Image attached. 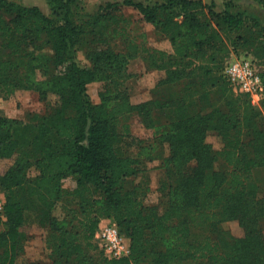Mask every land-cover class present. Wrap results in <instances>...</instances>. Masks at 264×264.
Masks as SVG:
<instances>
[{
  "label": "trees",
  "instance_id": "1",
  "mask_svg": "<svg viewBox=\"0 0 264 264\" xmlns=\"http://www.w3.org/2000/svg\"><path fill=\"white\" fill-rule=\"evenodd\" d=\"M251 1L264 9V0ZM119 5H105L81 32L67 11L55 19L36 4L0 0V97L17 90L56 96L49 113L27 112L24 122L0 112V162L8 160L0 171V264H264V197L256 187L264 169V96L253 104L223 75L234 53L225 55L224 41L254 44L264 56V24L234 0L220 10L214 1L122 0L159 27L172 49L150 51L148 68L160 77L149 100L132 103L121 54L107 45L90 50V68L68 59L89 35L101 45L111 41ZM95 80L102 85L92 102L86 86ZM133 116L152 131L145 158L129 146ZM209 132L220 149L207 142ZM154 159L163 169L159 202L147 205L144 166ZM67 177L72 187L63 185ZM29 210L44 231L47 263L18 261ZM104 218L128 240L127 255H87ZM230 219L242 236L222 227Z\"/></svg>",
  "mask_w": 264,
  "mask_h": 264
},
{
  "label": "rangeland",
  "instance_id": "2",
  "mask_svg": "<svg viewBox=\"0 0 264 264\" xmlns=\"http://www.w3.org/2000/svg\"><path fill=\"white\" fill-rule=\"evenodd\" d=\"M24 4H36L38 5L46 14L49 16L59 19L64 11L68 12L72 23L77 29L85 28V23L92 16L95 15L99 10H103L105 5L109 3L120 4L113 10V13L120 16L119 21L115 24V32L112 35L111 41L104 45L98 44L97 39L93 35L88 36V41L84 46H75L68 52V59L75 60L79 65L90 68L92 66V61L87 56V52L90 50H97L100 47H105L106 45L112 49V51L117 52L122 55L124 61L122 69H127L128 78L126 80L130 93L133 95L137 91L144 89L148 83H152L156 79V75L144 72V69H149L153 62L152 49H170L171 45L167 36L157 27L149 22L143 20L141 14L134 8L130 6L121 5L122 0H17ZM145 3H156L162 2L163 0H141ZM205 2H210L212 0H204ZM226 0H217V6L215 4L216 10L223 8V4ZM240 3L244 8L254 14L262 24H264V9L258 4L251 0H234ZM213 6V5H212ZM180 19V16L177 17ZM88 26V25H87ZM86 26V28H87ZM97 29V27L95 28ZM81 31V30H80ZM254 30L252 29V32ZM82 32V31H81ZM245 33H251V30H245ZM240 42L236 46L231 44L229 41H224V46L227 54L232 52L236 54H244L252 56L257 64L261 67L264 72V56L257 55L253 52L255 45L241 46ZM143 49H148L144 52ZM151 51V52H150ZM102 83L97 82V80L90 82L86 86V92L89 99L92 102H97L99 100V90ZM56 101V96L52 93H46V97L41 96V98L35 93L32 96L22 95L17 96L15 93L11 95L8 99H3L0 97V110L4 111L9 116H15L19 121H26L29 117L26 115L27 112L47 114L54 107ZM258 105V104H256ZM257 109H260L259 106ZM22 108V109H21ZM20 112L22 116H16ZM263 118H264V113ZM131 133L129 135L128 141L131 145V150L136 154L139 153L144 158L146 157L144 147L150 144L152 141V131L150 129H145L138 119L133 116L130 118ZM206 140L214 149H220L222 143L219 137L214 132H209ZM130 150V151H131ZM163 155L167 154L166 148H163ZM6 161V162H5ZM8 160H3L0 162V171L8 163ZM146 173L148 175V183L145 189V194L142 197L143 203L147 205L157 204L159 202V192L157 187L160 178L163 175V169L161 168L159 159H154L148 161L144 166ZM257 175L256 187L257 195L259 197H264V169L260 170ZM141 179L138 176L133 179H129L125 182L124 188H130L135 183ZM63 185L66 187H72L74 181L72 178L67 177L63 180ZM0 196L4 199L3 193L0 191ZM58 213V210L56 211ZM5 217L0 216V230L5 228L3 222ZM222 227L228 230L233 236H242L243 227L235 219L226 220L222 223ZM23 230L28 234V239L25 244V251L19 256L18 261H41L47 263L50 259L47 249L44 245V231L38 227L37 218L33 211H26L25 214V224L23 225ZM128 243V240L125 239ZM129 245V244H128ZM104 252L97 245L94 249L88 251L87 255L89 257H96L98 254ZM143 264V263H140Z\"/></svg>",
  "mask_w": 264,
  "mask_h": 264
},
{
  "label": "built area",
  "instance_id": "3",
  "mask_svg": "<svg viewBox=\"0 0 264 264\" xmlns=\"http://www.w3.org/2000/svg\"><path fill=\"white\" fill-rule=\"evenodd\" d=\"M223 75L236 92L246 93L253 104L264 96V82L260 68L250 55L232 53L223 67ZM4 199L0 196V216H3ZM94 239L105 255L118 258L129 253V245L111 218H104L98 225Z\"/></svg>",
  "mask_w": 264,
  "mask_h": 264
},
{
  "label": "crops",
  "instance_id": "4",
  "mask_svg": "<svg viewBox=\"0 0 264 264\" xmlns=\"http://www.w3.org/2000/svg\"><path fill=\"white\" fill-rule=\"evenodd\" d=\"M204 1V0H203ZM212 1H214V3L216 4V8H218V6H217V0H212ZM205 2V1H204ZM166 51H168V52H170V51H172V49L170 48V49H165ZM144 72H147L148 74L149 73H151V74H153V75H156V79L155 80H153V82L152 83H148L147 85H146V87H144V89L142 90H140V92H136L135 94H131L130 95V101L132 102V103H138V102H140V101H145V100H149L151 97H152V93H151V90L153 89V87L155 86V84H156V82H157V80H158V78L160 77V71H158V70H156V69H144ZM32 91H28V90H17V91H15V94L18 96H22V95H28V96H32ZM22 109V108H21ZM0 112L1 113H3V114H5V115H7L4 111H2V110H0ZM18 112V114L16 115V116H22V114L20 113V112H22V111H17ZM7 116H9V115H7ZM9 117H15V116H9Z\"/></svg>",
  "mask_w": 264,
  "mask_h": 264
}]
</instances>
